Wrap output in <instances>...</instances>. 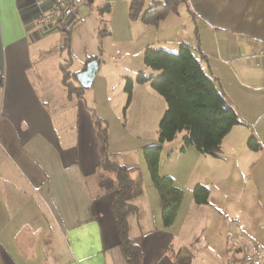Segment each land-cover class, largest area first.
Here are the masks:
<instances>
[{"label":"crops","instance_id":"1","mask_svg":"<svg viewBox=\"0 0 264 264\" xmlns=\"http://www.w3.org/2000/svg\"><path fill=\"white\" fill-rule=\"evenodd\" d=\"M115 4L128 12L131 0ZM182 5L203 30L192 45L196 56L208 62L243 121L224 139L221 155H212L220 163L224 146L246 138L241 125L264 115L256 100L264 91V0H188L175 13ZM37 11L35 0H0V264H127L112 211L115 193L99 184L105 140L93 120L95 108L63 82L64 52L43 47L62 33L36 25ZM211 197L210 189L209 203H195L191 214L213 215ZM132 224L145 264H194L196 250L180 239L171 244L176 235L168 228L137 233ZM229 226V241L243 247V260L252 264L256 256L244 247L243 228L236 220Z\"/></svg>","mask_w":264,"mask_h":264},{"label":"rangeland","instance_id":"2","mask_svg":"<svg viewBox=\"0 0 264 264\" xmlns=\"http://www.w3.org/2000/svg\"><path fill=\"white\" fill-rule=\"evenodd\" d=\"M108 1L111 9L107 11L104 9L106 0H93L86 7V13L82 9V16L79 15L69 31L56 29L62 33V39L51 37L43 47L56 45L55 52H64L61 61L70 63L72 71L83 67L91 57L99 61L94 82L90 88H84L81 97L89 101L107 126L108 151L112 158L129 167H137V172L133 173L141 175L144 190L137 200L134 199L138 213L129 216V224L132 220L137 233L168 228L176 235L171 244L176 245L180 239L196 250L194 264H251L243 260V247L240 249L228 239L230 235L234 237L233 232H229V221L236 220L244 230L241 238L248 255L256 256L252 264H264V115L259 119L254 116L241 125L246 138L236 140L233 148L226 143L222 152L225 159L220 163L194 146H188L183 153L184 131L164 143L159 173L172 176L175 186L184 192L176 220L165 226L162 199L152 181L143 148L158 142L159 123L167 102L150 82L138 83L137 76L140 72L160 74L144 64L143 49L149 40L154 41L150 44L153 47L178 51L182 40L195 46L203 30L183 5L180 13H170L168 21L158 28L145 24L140 17L131 18L129 10L122 12L116 0ZM156 3L158 1L147 0L145 10ZM147 28L151 31H146ZM194 52L199 54L196 49ZM203 65L208 72L206 60ZM128 78L134 81L130 101L125 89ZM72 79L76 80L74 75ZM256 95L263 110L264 91ZM252 135L261 142L259 151L249 149L248 140ZM225 161L226 168L222 165ZM199 182L211 189L215 205L208 208L209 212H214L211 216L191 214L196 203L194 188ZM156 198H160L158 206Z\"/></svg>","mask_w":264,"mask_h":264},{"label":"trees","instance_id":"3","mask_svg":"<svg viewBox=\"0 0 264 264\" xmlns=\"http://www.w3.org/2000/svg\"><path fill=\"white\" fill-rule=\"evenodd\" d=\"M187 3L188 0H161L145 10V0H131L129 16L133 19L140 17L145 24L158 26L170 13L178 12L181 4ZM104 9L108 11L109 6ZM143 58L148 68L160 74L156 76L140 72L137 82H150L167 102L159 123L158 142L143 149L152 181L162 199L164 225L170 226L177 217L184 192L175 186L172 176H162L159 173L164 143L174 140L178 133L184 131L182 151L188 146H194L203 154L220 156L224 139L235 125L243 121L220 82L204 69L191 44L182 43L178 51L147 46ZM93 59L96 58L91 57L88 62ZM69 66L70 63L62 64L63 82L70 93L82 96L84 88L72 80V75L76 78L78 72L73 73ZM133 87V79L128 78L125 89L129 94V101ZM92 116L105 140L104 157L98 167L99 184L105 192L115 193L112 211L120 237L119 247L127 264H145L144 249L130 236L128 220L131 214L138 213L134 199L144 190L141 175L133 177L137 167H129L112 158V153L108 151V128L94 111ZM248 146L255 151L262 147L255 135L250 136ZM209 196V187L200 183L195 186L196 203H209Z\"/></svg>","mask_w":264,"mask_h":264},{"label":"built area","instance_id":"4","mask_svg":"<svg viewBox=\"0 0 264 264\" xmlns=\"http://www.w3.org/2000/svg\"><path fill=\"white\" fill-rule=\"evenodd\" d=\"M93 0H35L37 14L34 23L48 30H70L82 7H89ZM264 61V53L259 55Z\"/></svg>","mask_w":264,"mask_h":264},{"label":"water","instance_id":"5","mask_svg":"<svg viewBox=\"0 0 264 264\" xmlns=\"http://www.w3.org/2000/svg\"><path fill=\"white\" fill-rule=\"evenodd\" d=\"M99 69V61L97 59L90 60L84 70L79 71L76 80L83 88H90L94 82L95 76Z\"/></svg>","mask_w":264,"mask_h":264}]
</instances>
